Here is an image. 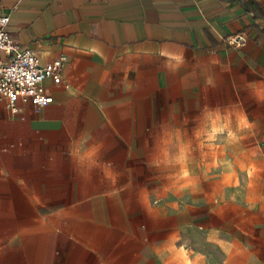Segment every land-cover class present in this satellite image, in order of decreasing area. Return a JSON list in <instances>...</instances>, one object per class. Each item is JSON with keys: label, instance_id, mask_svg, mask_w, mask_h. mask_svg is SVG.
<instances>
[{"label": "crops", "instance_id": "crops-1", "mask_svg": "<svg viewBox=\"0 0 264 264\" xmlns=\"http://www.w3.org/2000/svg\"><path fill=\"white\" fill-rule=\"evenodd\" d=\"M0 15L42 63L68 57L47 106L0 96V264H209L190 244L200 212L219 264H264V228L240 247L233 217L190 196L240 172L264 184V0H0Z\"/></svg>", "mask_w": 264, "mask_h": 264}, {"label": "rangeland", "instance_id": "rangeland-1", "mask_svg": "<svg viewBox=\"0 0 264 264\" xmlns=\"http://www.w3.org/2000/svg\"><path fill=\"white\" fill-rule=\"evenodd\" d=\"M210 128H214V131L211 132L208 128L207 132H209V134L218 132L220 129L218 126H212ZM257 145L259 144L256 143V146ZM259 160V158H255L256 165L260 164ZM196 161H199V159L196 158ZM213 161L215 162V160ZM223 164L230 165V161L228 159H223ZM242 164L245 165L244 163ZM233 186L234 188L225 190H215L213 188L192 189L190 196L192 199H195L199 207L204 205L206 201L212 200L214 205L217 203V208L223 210L226 217H233V221L236 222L238 226V246L253 247L259 245L261 244L260 238H262V231L264 228L263 175L240 172L237 175V183L233 184ZM204 217L205 215L203 212H200L198 218L199 223L203 224L202 227L192 226L190 231V244L206 249V256L209 264H219L220 259L224 255H222L217 248V236L215 237L214 232L209 230V228L214 225V222L209 218L206 220ZM224 238L230 241V234L226 235ZM226 244L227 243L224 242V245Z\"/></svg>", "mask_w": 264, "mask_h": 264}, {"label": "built area", "instance_id": "built-area-1", "mask_svg": "<svg viewBox=\"0 0 264 264\" xmlns=\"http://www.w3.org/2000/svg\"><path fill=\"white\" fill-rule=\"evenodd\" d=\"M9 15H0V49L9 55L0 60V96L6 99L9 110L17 113L18 103H30L36 109L53 102L43 83L50 78L55 83L62 80L63 67L68 57L60 54L47 63H42L38 54L29 47L21 46L9 32ZM230 46L243 47L247 43L244 33L226 37Z\"/></svg>", "mask_w": 264, "mask_h": 264}]
</instances>
